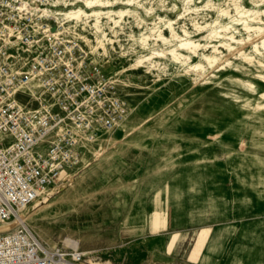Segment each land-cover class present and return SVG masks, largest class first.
I'll return each mask as SVG.
<instances>
[{"label":"rangeland","instance_id":"374dc122","mask_svg":"<svg viewBox=\"0 0 264 264\" xmlns=\"http://www.w3.org/2000/svg\"><path fill=\"white\" fill-rule=\"evenodd\" d=\"M187 2L116 4L131 13L115 32L102 19L111 39L104 40L106 51L95 48L90 24L69 23L116 81L129 113L48 200L23 211L42 241L73 240L102 264H264V82L258 77L264 57L252 49L264 31H246L242 22L252 16L238 21L235 11L236 4L261 10L264 1ZM168 21L201 45L221 25L241 43L218 46V52L200 48L186 63L154 54V66L133 68L149 52L136 39L158 28L169 36ZM196 24L205 28L197 31ZM149 43L160 53L176 41ZM201 53L215 62H204ZM194 63L204 69L188 68Z\"/></svg>","mask_w":264,"mask_h":264},{"label":"built area","instance_id":"2783aa9c","mask_svg":"<svg viewBox=\"0 0 264 264\" xmlns=\"http://www.w3.org/2000/svg\"><path fill=\"white\" fill-rule=\"evenodd\" d=\"M49 0H0V226L48 200L86 152L126 120L128 103ZM0 264H102L25 223L0 232Z\"/></svg>","mask_w":264,"mask_h":264},{"label":"bare ground","instance_id":"6f19581e","mask_svg":"<svg viewBox=\"0 0 264 264\" xmlns=\"http://www.w3.org/2000/svg\"><path fill=\"white\" fill-rule=\"evenodd\" d=\"M131 1L132 0H72V1L52 0V2H50L49 11L51 12L52 16H54L55 19L60 24H62L64 27H67L68 25H70L69 23L73 21L74 23L83 21L84 23L90 24L89 26L93 28V32L95 36L94 38L96 42L95 48H101L103 51H106L104 40L109 41L111 43V39H107L106 33L102 30V19H105V21L110 24L109 29H112V32H115L114 28L121 27L120 22L122 21L124 16H128L131 13V10L128 7L115 8V5L118 3H121V4L128 6V4L131 3ZM185 1H186L185 5H187L188 2L187 0ZM234 2H236V0H234ZM59 5L63 6L64 9H58L57 7ZM235 11L237 14L240 15V19H238V21L243 20L241 17L243 15L248 16L249 14L252 16L251 20L244 19L242 22L243 28L246 31L263 33L264 31V8L261 10L249 11L236 4ZM219 13H222L224 15L226 11L221 10ZM226 15L228 16V14ZM247 20L249 21L256 20L257 21L256 23L261 24L262 26L251 24ZM207 24L208 23H206V27H207ZM165 26H166L165 28L167 29L169 33V36H165L163 31L160 30L159 28L156 30L152 29L149 34L141 33L139 35V37L136 40L139 42L142 48L149 49V52L147 54L139 55L135 59V62L132 64L133 68L142 67V66H147L148 68H150L154 66L153 61H152L154 54L155 55L157 54L159 56H162L165 53L170 54V56H172L171 58L174 59L175 61H178L180 63H186L187 61L190 60V57H191L190 54L191 55L198 54V49L200 48L211 47L212 52H218V49H217L218 46L230 50V49H233V46L231 47L232 43H241V41L236 40L233 34H231L228 31L229 27L227 25H221L219 27V30L210 29L208 33L205 36H203V38H205L206 40V43L202 45L196 40L191 39L189 36V32L185 28L181 29L183 35L182 36L178 35L177 32L175 31L172 21H168L167 25ZM195 27L197 31L205 28V26H199V25L197 26V24L195 25ZM150 39L155 40V41H160L162 44H170L171 41L175 40L176 44H174L173 47L167 49L166 52L162 50L160 53L158 52L156 53L154 52V49L152 48L150 49V43H149ZM212 40L217 41L218 44L210 45V42ZM252 49L254 52L264 57V34H261L259 41H257L252 46ZM179 50L185 51L186 53H188V55L183 54ZM241 55H243L244 59L251 61L252 57H249L245 55L244 53H241ZM201 58L203 59L204 62L208 64H213L216 59V57H212L210 54H205V53H201ZM188 68L193 69L197 71L198 73H200L204 69V65L201 63H194L190 65V67ZM258 77L261 78L264 82V75L260 74L258 75ZM261 96L263 98L264 93H261ZM24 220H25V216L22 214L16 220L10 221L8 223L1 225L0 232L9 231L12 228H14L16 224L21 223Z\"/></svg>","mask_w":264,"mask_h":264}]
</instances>
